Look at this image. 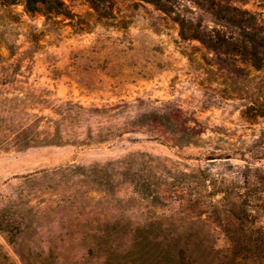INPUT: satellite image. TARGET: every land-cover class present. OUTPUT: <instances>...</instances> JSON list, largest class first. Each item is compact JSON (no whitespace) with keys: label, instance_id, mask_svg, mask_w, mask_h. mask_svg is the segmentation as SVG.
I'll list each match as a JSON object with an SVG mask.
<instances>
[{"label":"rangeland","instance_id":"rangeland-1","mask_svg":"<svg viewBox=\"0 0 264 264\" xmlns=\"http://www.w3.org/2000/svg\"><path fill=\"white\" fill-rule=\"evenodd\" d=\"M64 1L0 6V264H216L235 194L264 231V67L177 21L240 44L237 25ZM222 1L264 31V0Z\"/></svg>","mask_w":264,"mask_h":264},{"label":"trees","instance_id":"trees-1","mask_svg":"<svg viewBox=\"0 0 264 264\" xmlns=\"http://www.w3.org/2000/svg\"><path fill=\"white\" fill-rule=\"evenodd\" d=\"M94 8L105 0H86ZM153 4L159 10L173 12V5L177 0H143ZM199 9L206 11L216 20L217 25H237L238 35L242 37L240 44L228 37L222 29H206L197 33L185 26V19H178L179 35L182 39H192L199 42L205 49L215 54H239L246 62L256 69L264 67V31L254 27H246L253 31L248 34L241 25H253L246 11L223 2L222 0H188ZM15 0H0V6L12 5ZM64 0H24V10L27 14H39L45 18L66 15ZM190 24V23H189ZM191 30V33H190ZM236 41V40H235ZM250 49V50H248ZM264 192V191H263ZM239 194H235L230 201L231 209L227 210L224 219H218L228 246L224 249L216 264H264V231L258 228L251 215L243 210V203ZM237 211V212H236Z\"/></svg>","mask_w":264,"mask_h":264}]
</instances>
